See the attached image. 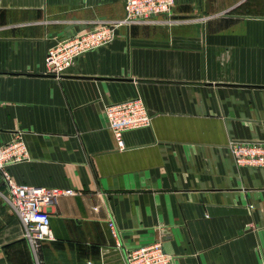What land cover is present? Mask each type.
Returning a JSON list of instances; mask_svg holds the SVG:
<instances>
[{
    "label": "crops",
    "instance_id": "1",
    "mask_svg": "<svg viewBox=\"0 0 264 264\" xmlns=\"http://www.w3.org/2000/svg\"><path fill=\"white\" fill-rule=\"evenodd\" d=\"M124 15V0H0V145L22 133L29 153L6 170L76 193L36 257L0 173V264H124L158 241L174 264H264V168L228 147L264 141V0H175L172 27H121L44 74L51 46ZM139 98L152 126L121 150L105 109Z\"/></svg>",
    "mask_w": 264,
    "mask_h": 264
},
{
    "label": "built area",
    "instance_id": "2",
    "mask_svg": "<svg viewBox=\"0 0 264 264\" xmlns=\"http://www.w3.org/2000/svg\"><path fill=\"white\" fill-rule=\"evenodd\" d=\"M125 15L115 21H96L88 31L73 34L47 50L44 60V74L61 77L73 66L75 61L94 50L113 43L121 27L136 25H162L172 27L175 0H124ZM105 114L108 126L114 133L119 148L125 149L124 133L152 126L150 116L142 99L107 106ZM229 150L238 168H264V141L229 142ZM29 160L28 149L22 133L7 144L0 145V173L4 178L6 190L1 194L3 200L19 219L23 227V237L33 255L37 257L43 242L53 241L49 209L60 197L73 196V190L48 189L30 185H19L9 175L6 168ZM253 209V206H250ZM109 227L115 238L118 231L113 221ZM175 257L166 253L162 241L125 253L124 264H174Z\"/></svg>",
    "mask_w": 264,
    "mask_h": 264
}]
</instances>
